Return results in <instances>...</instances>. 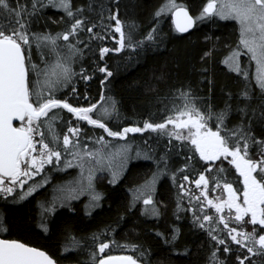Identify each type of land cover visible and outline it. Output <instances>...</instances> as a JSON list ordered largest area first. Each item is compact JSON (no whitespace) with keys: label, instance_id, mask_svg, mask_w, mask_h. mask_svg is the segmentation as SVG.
Returning a JSON list of instances; mask_svg holds the SVG:
<instances>
[{"label":"trees","instance_id":"obj_1","mask_svg":"<svg viewBox=\"0 0 264 264\" xmlns=\"http://www.w3.org/2000/svg\"><path fill=\"white\" fill-rule=\"evenodd\" d=\"M183 1L189 3L188 9L194 17L202 11L204 0ZM17 2L27 5L24 18L30 33H61L67 31L73 22L63 10L51 5L38 7L35 13L28 17L27 11H31L33 0H12L13 6H16ZM163 2L164 0H72L73 8L84 6L83 16L89 18L85 20L86 26L89 21L95 23L97 26L93 33H100L102 38L106 37L104 40L108 39L109 33H113L108 32V28L115 25V20L110 18V14L118 9V17L125 32V47L120 52L110 50L101 55L99 51H88L86 54L84 43L90 34L82 30L78 40L70 36L69 41L81 48L83 55L74 57L72 67L77 75L73 76L67 88L54 91L55 98L66 99L73 106L96 103L94 117L104 119L114 131L128 126L143 127L145 121L162 123L168 116H177L176 113L182 111L185 103L181 92H190L195 105L206 114L209 111L207 105H211V111L217 113L226 103L231 104L233 111L227 121L229 128L241 122L242 117L238 111L240 108L247 107L249 117L251 110L255 108L258 117L259 113L264 111V92L257 85L253 72H248L245 79L225 63L239 42L238 24L233 20L213 16L196 24L188 34H180L173 25L171 14L162 13L159 17L155 15L163 6ZM89 4L91 8L88 7ZM154 27L155 40H149L147 36ZM30 40L34 41L31 35ZM61 41L67 42L63 39ZM129 44L135 47H129ZM206 53L208 55H205ZM25 55L29 56L27 50ZM37 57L35 50L31 49L30 64L31 60H36ZM26 63H29V60L26 59ZM81 66L85 69L82 74ZM105 66L112 72L111 76L100 71ZM83 75H89L91 79L85 80ZM32 78L33 69L30 66V87ZM73 88L75 92L72 91ZM245 90L249 92V97L241 96V92ZM101 96L104 97L103 101L100 100ZM179 100L181 104H178ZM105 102H115L116 106V111L108 118L97 112ZM54 113L58 115L54 122L55 130L62 141L68 127L77 125V121L73 114L62 106L50 110L49 116ZM247 119L244 118L245 123ZM208 123L213 129L218 127L215 116ZM78 127L81 130V143H87L89 147L96 146L95 143H98L101 136L105 141L112 138L98 126L78 122ZM168 127L174 126L169 124ZM252 127L259 135L258 120L253 119ZM85 137L91 139L85 140ZM133 137H139L138 145L148 152V157L128 162L123 176L118 181L113 182L106 177L103 183H98L102 194L98 207L88 211L85 199L82 198L70 202L67 206L48 211L47 218L43 219L40 203L45 197L48 198L49 187L22 201L0 195V222L3 225L0 237L20 240L40 248L48 252L59 264H95L104 256L118 254L134 256L141 260V264H210L212 253L217 247L220 251L216 255L223 264H240L237 256L244 255L249 257L244 264H264V253L256 250L259 245L255 246L254 254L248 253L243 245L231 240L223 223L212 219L211 222L205 223L206 227L201 228L193 219V210L195 209L196 216L200 217L203 212H198L200 209L195 201L189 203L183 195L181 196L179 185L191 183L192 187V181L196 180L201 172L208 178L209 186L216 185L217 176L220 185H239L236 170L229 162L224 161L222 173L218 171L219 165L209 169L191 142L177 141L164 131L157 133L148 129L141 133H128L127 139L118 141L121 144L131 142ZM165 151L169 156L168 171L161 176L154 196L160 215L152 217L145 213L142 202H135L134 207H130V204L133 191L152 176L156 171L157 161ZM250 152L252 158H259L257 149ZM185 162L189 167L184 168ZM172 173H175L174 177ZM184 176L192 181L187 182L183 179ZM188 197L190 198L189 194ZM248 221L250 220L246 219L242 225L232 219L229 227L246 228L251 232L252 226L246 223ZM41 223L47 225L46 231L40 227ZM209 225L213 230L211 234ZM174 226L179 229L175 240L172 239ZM94 236L97 237L95 241ZM213 236L225 240L231 251L225 252L226 245L219 244ZM74 240L79 243L74 244ZM105 241L112 243L102 256H97L98 243ZM248 243L250 247L253 246L251 241ZM141 253L144 255L141 256Z\"/></svg>","mask_w":264,"mask_h":264},{"label":"snow or ice","instance_id":"obj_2","mask_svg":"<svg viewBox=\"0 0 264 264\" xmlns=\"http://www.w3.org/2000/svg\"><path fill=\"white\" fill-rule=\"evenodd\" d=\"M48 5L62 9L68 17L73 19L67 31L57 33L55 36L30 33L24 18L27 5L17 2L16 6H13L12 0H0V194L7 196L16 192L17 188L23 190L27 182L24 178L31 179L39 175L44 171L46 164L53 166L59 164L63 152L65 156L72 157L71 160L66 159L64 161V166L71 167L75 161L79 165L81 179L77 182V188L66 190L65 195L61 198V204L66 201L70 202L85 192L90 196L91 201L98 202L102 194L95 189V172L102 170L105 162L111 168L113 159L116 157L127 159V153L130 150L129 145L121 146L113 152L106 153L104 149L108 142L101 136L98 138L100 147L89 148L87 143H81L78 127L67 129V133L62 136L61 147V136L55 130L54 123L58 119V115L54 113L49 116L52 109L62 106L63 109H68L74 113L77 118L104 129L111 137H126L128 133H141L148 129L153 131L166 130L167 126L171 124L174 128L166 134L175 136L177 140H190L204 161H220L218 167L220 173L224 171V161L230 158V164L235 166V170L243 178L241 190L238 191L234 188L232 183H224L223 188L227 191V198L218 201L208 198L206 203L200 204V208L202 210L207 205H212L216 213H223L224 209L227 208L229 215H231V210L235 209L237 222H245V217L250 214V221L246 223L251 224V232L246 228L229 227L224 215H219L218 221H224V227L228 229L231 240L238 245H243L248 253L254 254V248L257 244L259 248L256 250L264 253V227L260 228V234L257 235L258 226H264V111H261L257 117L256 109L253 108L251 117H249L247 107L240 108L238 111L242 117L241 122L229 128L227 121L233 111L231 104L226 103L224 108L217 113H213L211 105H207L209 111L206 114L195 105L190 92H181L186 110L178 111L176 115L179 117L186 115L187 119L168 116L162 123L145 121L143 127L128 126L122 130L114 131L104 122V119L93 117L92 113L97 108V104L75 107L66 99H57L53 95L55 90L67 87L73 76L77 75L72 67L74 57L83 55L82 49L71 42L64 46L66 54L62 55L57 41L61 37L64 41H69L70 36L78 40L82 30H86L90 34L89 39L93 36L97 39L102 37L100 33H93V29L97 26L95 23L89 21V25L86 26L85 20L89 18L83 16L84 6L73 8L72 0H33L31 11H27L28 17H31L38 7L43 8ZM88 7L91 8V4ZM101 10H104L103 5H101ZM165 12L174 13L175 26L179 32H187L196 24L197 19L203 20L212 14L220 19L236 20L239 24L240 43L226 58L225 63L247 79L248 72L241 68L239 62L242 46L243 49H246V54L250 60L255 61V79L264 92V0H221L219 4L217 0H207L197 17L191 15L186 6L178 5L176 0H167V3L159 8L155 15L159 17ZM110 18L115 20V31L120 34V46L112 51L120 52L125 47V32L118 17V9L110 14ZM100 24L102 27L103 18H101ZM155 32L156 28L154 27L147 39L155 40L153 35ZM30 35L37 44L48 42V45L45 46H50L57 57L53 64L50 65L48 61H44L43 68H39L36 64H30L32 48ZM129 47H135V45L129 44ZM26 50L29 53L28 57L25 55ZM99 51L103 55L108 53L110 49L101 47ZM26 59L29 60V63H26ZM30 66L36 70L31 87L29 81ZM100 71L107 73V76L112 75L107 66L101 68ZM84 72L85 69L81 66L80 73ZM82 78L88 80L91 79V76L83 75ZM72 91L75 92V88ZM241 96L249 97V92L247 90L242 91ZM100 100L103 101L104 97L101 96ZM114 111H116L115 102L112 103L111 109L105 107L101 116L110 115ZM213 116H215V122L218 125L215 130L208 123ZM246 117L248 118L247 123L244 120ZM253 119L259 121V135L253 131ZM14 120L19 121V126L14 125ZM178 128L188 129V135L185 136L183 133L176 132L175 129ZM37 136L39 139H36ZM88 139L91 137H85V140ZM250 147L257 149L258 159L252 158ZM168 159V152L165 151L157 161V168L152 173L151 180L147 181L145 186L133 191L130 207H134L135 202L142 199L146 214L160 215V209L154 202L153 194L160 176L168 171ZM187 167L189 164L185 162L184 168ZM212 167L211 164L207 166L209 169ZM85 171L87 172V184L83 183ZM112 175L114 178L117 175L115 168H112ZM172 176L174 177L175 173H172ZM183 179L188 180L189 178L184 176ZM215 179L217 181L216 187L219 188L221 184L219 176ZM47 182V178H44L41 183L46 184ZM195 184L198 187L203 185L201 192L207 197L208 178L203 172L199 174V179L195 180ZM39 186L33 183L26 191H21L19 197L23 199L31 195ZM179 187L185 192L188 191L183 185H179ZM61 191L65 190L61 189ZM56 199L53 197V201ZM191 199L199 200V197L190 196V202ZM96 206L98 203L91 204V207ZM54 208L55 204L48 211H53ZM193 219L201 228H204L206 227L204 222H211L212 216L208 214H204L202 217L196 216L194 209ZM40 227L44 228L45 231L47 230L46 224L41 223ZM208 227L211 234L213 230L210 225ZM174 229L173 240L177 239L179 233L178 228L174 226ZM96 239L97 237L94 236L93 240ZM213 239H217L219 244L226 245L225 252L231 251L225 240L219 239L217 236H213ZM248 241H251L253 246L250 247ZM78 243L74 240V244ZM110 243L112 241L99 242L97 245L98 252L104 253ZM125 246L136 247V245ZM219 251L220 249L217 247L216 251L212 253L210 264H223L216 255ZM90 255L95 256L96 254L90 253ZM143 255L144 253H141V256ZM237 259L240 264H244V261L248 260L249 257L248 255L237 256ZM0 264H57V261L48 252L40 248L32 247L20 240L0 238ZM98 264H141V260L131 255H107L99 259Z\"/></svg>","mask_w":264,"mask_h":264},{"label":"rangeland","instance_id":"obj_3","mask_svg":"<svg viewBox=\"0 0 264 264\" xmlns=\"http://www.w3.org/2000/svg\"><path fill=\"white\" fill-rule=\"evenodd\" d=\"M217 2L219 4L221 2V0H217ZM58 10H62V9H58ZM165 14H172V12H165ZM210 16L217 17L214 14H212ZM217 18H219V17H217ZM238 27H239V24H238ZM46 34H51V33H37V35H46ZM51 35L55 36L56 34H51ZM61 39H62V37L57 41V44L60 45L61 54L65 55L66 54V49H65L64 46L66 44H68L70 41L62 42ZM239 43H240V30H239V42H238L237 46L239 45ZM45 45H48L47 41L43 42V44H37V42L34 39V41L32 42V48L31 49L35 50V52L37 53L38 57H37L36 60H34V59L31 60V63L32 64H36L39 68H43L44 67V61H48L49 64L51 65V64H53L55 62V60L57 58L56 57V53L51 50V47L50 46H45ZM45 51H47V52H45ZM239 62H240L241 68L246 70L247 72H250V71L253 72V76L255 78V75H256L255 61H251L250 60V57L246 54V49H243L242 46H241V55L239 56ZM243 64H245V65H243ZM226 65L230 69L233 70V68H231L229 66V64L226 63ZM35 71L36 70H33V78H32L33 80L35 79ZM41 79H43V77H41ZM70 82L68 83V85L70 84ZM68 85H67V87H68ZM67 87H62V88H59L58 90H61L63 88H67ZM55 91H57V90H55ZM178 104H181L180 100H179ZM183 104H185V103H183ZM111 106H112L111 103L105 102L104 105H102L99 109H97V112L100 113V115H101V113L103 112V109L105 107L111 109ZM181 110L185 111L186 109H185V107H182ZM111 113H110V115H111ZM110 115L102 116V117L108 118V117H110ZM174 118L184 119V118H187V116L186 115L182 116V117L174 116ZM17 126H19V125H17ZM71 127H78V123H77V125H72ZM78 128L80 129V127H78ZM173 128L174 127L170 128V127L167 126L166 130H157V133H159L161 131L171 132ZM149 130H150V132H153V130H151V129H149ZM175 130H176V132L183 133L185 136L188 135V129H184L183 128V129H180V130H178V129H175ZM168 136L173 138V139H176L175 136H172V135H168ZM112 138L107 140L108 145L104 149L106 153L107 152H113V151L119 149L121 146H124V145H129L130 146V150L127 153V159L126 160H124V159H122L120 157H116V158L113 159L111 168L107 165V162H105V165L103 166L102 170H97L95 172L94 184H95L96 191L99 192V193H101V191L98 188L97 184L100 183V182L103 183L106 180V177H108V179H110V180H115V182H116L123 176L128 162H130L132 159H144V158L148 157V155H147L148 152L146 150H144L141 145H138V144H140L139 141L137 140L139 137H133V138H131V142H125V143H122V144L118 140L119 139H124L125 140V139H127V136L126 137H112ZM114 138H116V139H114ZM36 139H39V137L37 136ZM177 141H181V140H177ZM186 141L191 142L188 139L183 140V142H186ZM95 145L96 146H92V147H97V148L100 147L99 143H95ZM39 147L40 146L38 145V148ZM88 147H89V145H88ZM92 147L90 146L89 148H92ZM35 154H38V153H35ZM66 159L67 160H71L72 157L71 156H65V154L62 152L61 162L59 164H56L55 166H53L52 164H46L45 167H44V171L39 173V175L34 176L31 179L24 178V179H26L27 182L25 183L23 190L17 188L16 192H14L12 194H9L7 196H4L3 194H0V195H2L4 197H12L13 199H16L17 201H22L24 199L30 198L32 195H34L35 193H37L41 189H45L46 187H49L50 190L48 192V196H47L48 198L45 197L44 199H42V201L40 203L41 216H42L43 219L47 218V215L49 214L48 213V209L52 208L53 204H55V208H57L59 206L63 207V206L69 205L70 202H72V201L76 202L78 200H81L82 198L85 199V203H86L85 205L88 206V207H86L88 209V211L94 210L96 207H98L100 205V200L101 199L98 202L91 201V198L87 194V192H85L84 194L79 195V197L76 198V199H72L70 202L66 201L63 204H61V198L65 195L66 190L68 188H77L78 187L77 182L80 181V179H81L79 165L75 161H73L71 167H65L64 166V161ZM112 168H115L117 170V175H116L115 178L112 175ZM151 177L147 178L146 181H144L141 185H139L138 188H141V187L145 186L146 182L151 180ZM44 178H47V180H48V182L46 184H42L41 183ZM160 178H161V176H160ZM160 178H159V180H160ZM197 179H199V177ZM159 180H158V182H159ZM158 182H157V184L155 186V192L153 194V199H154V196L156 194V188H157ZM33 183H36V184H38L40 186L37 187V189H36V191L34 193H32L31 195L26 196L23 199H21L19 197V193L21 191H26L27 188L29 186H31ZM83 183L87 184V172L86 171L84 173ZM202 187L203 186L197 188V190H195L194 192H192V190H190V188L189 189L185 188L188 191L185 192V191L182 190L181 191V196L183 195L182 197L187 199L189 201V203H190V198L188 197V194L191 197H199V200L191 199L192 202L195 201L197 203V206H199L200 211H198V212H200V213L203 212L202 215L208 214V215L212 216V219L214 221L221 222V223H223V225H224V221H218V217H219V215H224L226 217V219H227L228 226H230V220L235 219V209H232L231 210V215H229V209H227V208L224 209L223 213H216V210H215L214 206H212V205H207L202 210L200 208V204L206 203L208 198H212L214 201H218L220 199H226L227 198L226 189L223 188V185H220L219 188H217L216 185H214V184H211L210 186L208 185L207 186L208 196L205 197L203 195V193L201 192V188ZM61 189H64L65 191H61ZM53 197H56L57 199L55 201H53ZM136 202H142L143 203L142 199L139 200V201H136ZM154 202H155V199H154ZM92 203H98V206L91 207ZM41 205H43V207H41ZM213 214H214V216H213ZM149 215L152 216V217H155L154 215H151V214H149ZM207 222L208 221H206L204 223H207ZM242 223L244 224V222H240V224H242ZM0 231H3V225L1 224V222H0ZM98 255L102 256L103 253H99L98 252L97 256Z\"/></svg>","mask_w":264,"mask_h":264},{"label":"flooded vegetation","instance_id":"obj_4","mask_svg":"<svg viewBox=\"0 0 264 264\" xmlns=\"http://www.w3.org/2000/svg\"><path fill=\"white\" fill-rule=\"evenodd\" d=\"M165 3H167V0H164V2H163V5L165 4ZM176 3L178 4V5H183V6H186L187 8H188V6H190L189 5V3H187L186 1H183V0H176ZM206 3H207V0H204L203 1V3H202V9H203V7L206 5ZM199 6V5H198ZM200 8V7H199ZM201 9V10H202ZM199 14H197V15H195V17H197ZM211 17H213V16H207V17H205L203 20H200V19H197V23L196 24H198L199 22H202V21H204V20H206L207 18H211ZM228 20H233V21H235L237 24H238V22L236 21V20H234V19H228ZM114 30H115V25H113V26H111V28L109 29L108 28V32H112L113 31V33L110 35V33H109V37H108V39L107 40H104L103 38H101V39H97L96 37H92V40H90V39H88V40H85V43H84V50H85V52H86V54H88L89 52H96V51H99V49L101 48V47H107V48H109L110 50H111V52H115V51H112L113 49H115V48H118L120 45H119V39H120V34L118 33V32H114ZM102 30H100V32H101ZM85 33L86 34H89L86 30H85ZM114 37V38H113ZM85 45H87V47H85ZM89 51V52H88ZM100 52V51H99ZM110 52V51H109ZM101 54V53H100ZM257 85H258V83H257ZM69 103V102H68ZM94 104H96V103H94ZM88 105H82V106H75V107H87ZM95 111V110H94ZM73 114V118L75 119V121H77V122H75L76 124L79 122V123H82L83 122V124H85V125H88L89 123H87L86 121H83V120H81V119H79V118H77L76 116H75V114L74 113H72ZM92 115H93V117H94V112L92 113ZM95 118V117H94ZM18 123V124H17ZM16 123V125H19V122H17ZM95 126V125H94ZM99 127V126H98ZM250 151H256V149L254 148V147H250ZM221 160H223V158H221ZM225 162H229V164H230V158H229V160H227V161H225ZM224 162V163H225ZM206 163L209 165V164H211V165H213V167H215L216 165H219L220 166V161H213V162H210V161H206ZM224 163H223V165H224ZM233 167H234V169H235V166L234 165H232ZM212 167V168H213ZM212 168H210V169H212ZM236 174L238 175V177H239V185L237 184H233V187L234 188H236L238 191L239 190H241V188H242V181H243V178L239 175V173L236 171ZM192 180L190 179H188L187 180V182H191ZM192 184H193V186L191 187V183L190 184H182L183 186H184V188H187V189H189L190 188V190H192V192H194L195 190H197V188H199V187H201V186H203V185H201V186H197L196 184H195V180H193L192 181ZM183 189H181V191H182ZM184 191V190H183ZM249 219L250 220V214H249V216H246L245 217V219ZM259 228H261V227H264V226H258ZM3 238V237H2ZM4 239H6V238H4Z\"/></svg>","mask_w":264,"mask_h":264},{"label":"water","instance_id":"obj_5","mask_svg":"<svg viewBox=\"0 0 264 264\" xmlns=\"http://www.w3.org/2000/svg\"><path fill=\"white\" fill-rule=\"evenodd\" d=\"M189 10V9H188ZM189 13L191 14V12L189 11ZM192 15V14H191ZM171 16H172V21H173V25H174V27H175V29H176V26H175V16H174V13H172L171 14ZM197 22V21H196ZM195 26H196V24L192 27V28H190L187 32H179L177 29H176V31L178 32V33H180V34H188L189 32H191L194 28H195ZM184 119H187V118H184ZM17 122H19L18 120H14L13 121V123H14V125L16 126V123ZM184 129H186V128H184ZM178 130H180L179 128H178ZM215 130V129H214ZM0 238H2V237H0ZM4 239V238H3ZM127 254H118V255H112V256H126ZM57 264H59V263H57ZM71 264H77V263H71ZM95 264H98V262H96Z\"/></svg>","mask_w":264,"mask_h":264}]
</instances>
